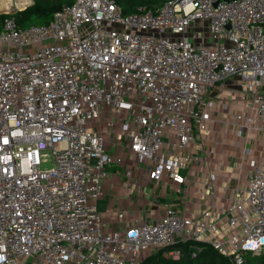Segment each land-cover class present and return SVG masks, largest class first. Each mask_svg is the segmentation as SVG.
Masks as SVG:
<instances>
[{
  "label": "built area",
  "instance_id": "2783aa9c",
  "mask_svg": "<svg viewBox=\"0 0 264 264\" xmlns=\"http://www.w3.org/2000/svg\"><path fill=\"white\" fill-rule=\"evenodd\" d=\"M69 1L46 25L0 23V264L178 260L185 243L247 264L264 248V0ZM110 166L183 203L198 175L203 209L110 230Z\"/></svg>",
  "mask_w": 264,
  "mask_h": 264
},
{
  "label": "crops",
  "instance_id": "0c3cea01",
  "mask_svg": "<svg viewBox=\"0 0 264 264\" xmlns=\"http://www.w3.org/2000/svg\"><path fill=\"white\" fill-rule=\"evenodd\" d=\"M209 128L211 132L217 134V136H215L217 140L223 137L224 128L219 123L216 124L212 122ZM224 139L225 144L221 146L217 143L218 146L222 147V150L228 155L230 160H235V152L230 146L228 136L225 135ZM204 147L206 146L197 140L196 145L192 146L187 151L193 153L195 150H198V152H200ZM116 154L118 153L116 152ZM228 157L225 158V163H228ZM197 180H201L198 175L195 176L194 182H189V197L185 203L180 201L179 198H183V196L176 192V187L165 180L159 187L161 190L160 195L153 199L151 190L149 199L146 200L145 197L147 195L144 193V188H150V184L143 170H141V172L131 173L130 178H125L122 167L110 166L107 168L104 194L97 205L98 211L103 215L110 230H116L128 220L153 221L162 215L163 209L166 206L183 209V205H185L187 213L197 212L203 209L205 201L201 196L202 185L200 182H197ZM183 189L184 188H182V191ZM119 214H123L124 218H120L119 220ZM119 221L122 224L118 223Z\"/></svg>",
  "mask_w": 264,
  "mask_h": 264
},
{
  "label": "trees",
  "instance_id": "16d2710c",
  "mask_svg": "<svg viewBox=\"0 0 264 264\" xmlns=\"http://www.w3.org/2000/svg\"><path fill=\"white\" fill-rule=\"evenodd\" d=\"M168 1L116 0V3L125 15H130L137 12L139 8L155 10ZM68 4H70L69 0H32V4L23 11L0 15V23L5 18H13L20 27L46 25L50 22L55 12ZM180 247L183 249V255L178 260L163 258V251H158L147 257L142 264H230L226 258L219 255L209 246H203L202 251L193 259L187 254L188 243L181 244Z\"/></svg>",
  "mask_w": 264,
  "mask_h": 264
},
{
  "label": "rangeland",
  "instance_id": "374dc122",
  "mask_svg": "<svg viewBox=\"0 0 264 264\" xmlns=\"http://www.w3.org/2000/svg\"><path fill=\"white\" fill-rule=\"evenodd\" d=\"M1 2V0H0ZM32 4V0L31 2L24 8H18L14 5V3L10 2L8 4V7L4 10L2 8V6H0V15H7V14H12L13 12H18V11H23L24 9H26L28 6H30ZM219 118H223L222 116H220ZM43 167H49V165H43ZM112 174V173H111ZM182 175H184V172H181ZM144 193L147 195L145 197L146 200L149 199L150 193H151V189L149 187L144 188ZM164 258V257H163ZM169 259V258H168ZM247 264H264V248L258 252L257 254H255L254 256H248L247 258Z\"/></svg>",
  "mask_w": 264,
  "mask_h": 264
},
{
  "label": "bare ground",
  "instance_id": "6f19581e",
  "mask_svg": "<svg viewBox=\"0 0 264 264\" xmlns=\"http://www.w3.org/2000/svg\"><path fill=\"white\" fill-rule=\"evenodd\" d=\"M10 2L14 3L16 7L21 9L26 7L31 2V0H1L0 6H2V8L5 10Z\"/></svg>",
  "mask_w": 264,
  "mask_h": 264
}]
</instances>
